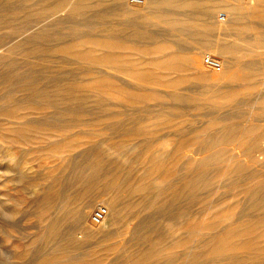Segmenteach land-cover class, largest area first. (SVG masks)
Returning a JSON list of instances; mask_svg holds the SVG:
<instances>
[{"label":"rangeland","instance_id":"obj_1","mask_svg":"<svg viewBox=\"0 0 264 264\" xmlns=\"http://www.w3.org/2000/svg\"><path fill=\"white\" fill-rule=\"evenodd\" d=\"M18 1L17 5L23 7V10L16 14L19 19L15 24L9 22L5 29L11 31L18 27L21 30L17 33L11 32L7 41L5 39L2 44L7 47V44L11 43L10 40L20 41L24 49H20V54L14 57L6 56L7 59L4 57L0 60V264H30L37 257L39 248L54 250L52 245L56 241H48L46 237V240L38 239L42 231H47L50 227V222L62 203V197H59V200H50L48 195L51 191L52 194L60 192L63 180L71 181L77 166L83 162H89L91 168L99 169L114 161L118 167V172L113 175L115 186L111 195L94 197L86 219L91 230L117 232L125 229L131 220L128 218V222H125L120 218L123 214L126 215L128 210L130 214H137V209L131 204L135 199L137 204H133L141 211L140 213L137 210L139 216L150 217V230H158L153 233L151 231V234L147 232L148 236L146 233L141 234L146 236L145 238L150 237V240L152 238L153 243L149 241L148 244L154 245L155 249L162 248L163 252L174 251L181 256L186 255L185 250L177 247L176 243L182 237V231L174 229V221L166 218L169 215L162 211V201L158 195L162 190L171 187L170 183L175 177L185 172L182 162L184 157L173 153L175 140L183 138L189 144L186 152L194 155L193 160L197 158L193 172L198 173L199 170L195 167L199 158L211 155L220 148L214 146L218 131L210 126L212 117L231 116L240 126L253 123L264 125V15L259 14L264 13V0H199L202 4L213 6V19L222 28L221 34L214 32L213 36L211 35L212 44L209 47L203 44L202 54H198L200 71L207 74L225 73L224 66L222 71L217 72L203 64V57L212 55L224 65V57L213 47L219 42L234 43L235 46L224 55L234 59L236 71L250 70L240 71L243 75L250 73L247 80L235 81L226 75L219 85L211 87L200 83L194 68L183 63L186 56H195L192 52L194 44L200 45L188 36L179 41L178 38H172L174 42L176 40L175 44L178 43L177 46L169 43L144 45L120 37L124 34L122 27L129 20L151 10L148 0H127L126 11L121 6V0H79L80 9L71 15L72 19L68 18L67 13H49L42 18L34 11L43 5L51 6L55 0ZM161 1L166 0H155L158 4H162ZM156 7L157 4L154 8ZM163 8L172 9L165 6ZM191 12L192 10L185 7L176 9L173 14L183 18ZM233 13L236 15L233 16ZM223 14L224 20L221 19ZM231 17L232 21L233 18L240 19L237 20L240 21L239 25L233 22L230 25L231 31L238 25L239 30L236 28L237 30L232 32L238 33L236 36L225 35L228 31L226 27H229L227 22ZM57 20L64 22L57 26L54 24ZM71 20L76 24L74 28ZM200 22L205 34V18L198 21ZM233 25L235 26L232 27ZM41 26L45 30L44 33L48 34L45 38L34 36L42 31ZM151 29L158 33L165 31L162 25H155ZM107 30L119 35L118 38L106 35ZM56 31L66 34L68 40L64 39L65 43H60L59 39L55 38ZM73 31L78 33L74 38L70 35ZM255 34H259L261 38L256 36L257 39ZM5 46L1 47V53ZM166 54L175 57L174 64L155 68L148 63L151 58L163 57ZM147 70L152 71L150 75L158 79L159 84L144 83ZM37 87H41V93ZM218 89H224L234 95L230 98L212 97ZM176 94L182 96L185 102L175 101ZM25 96L31 99H20ZM229 101L232 103L224 105ZM212 102H217L221 105L220 108L214 107ZM161 114L166 117L158 118ZM146 115L151 117V121L140 123L138 116L142 118ZM212 141L213 143H210ZM207 142L209 146L206 150L203 149L202 154L194 153L195 147ZM161 152L164 162L159 165ZM210 166L219 168L210 170L212 183L209 187L199 188L198 197L203 199L194 203L192 208L196 212L192 221L198 222V226L202 219L220 212L233 211L238 200L244 203L243 208L247 205L249 207L250 201L243 189L255 182L248 181L249 179L245 182L244 178V181L235 183V176L224 177L222 172L225 162L220 158H212ZM261 169L264 173V168ZM131 173L141 175V184L146 188L145 191L126 186L124 188L123 184L131 177ZM76 188L77 185H72L70 193L73 194ZM171 191H167V194ZM115 193L123 197L122 199L117 195V198H120L118 203L120 208H125H122V211H127L118 214V217L121 215L117 218V224L120 226L117 228V224H111L112 216L107 217L105 226L103 223L93 224L91 214L96 204L104 203L105 198ZM262 195L263 193H260L258 197L261 199ZM75 203L73 206L77 205ZM124 203L127 205L124 206ZM182 204H186L185 198L177 199L174 206L180 208ZM262 204L264 205V200ZM128 205L134 212H131ZM260 209L253 210V214L263 212L262 208ZM125 215L124 220L127 216ZM176 216L179 217V212H176ZM135 221L131 222L136 224L137 220ZM225 226V222H222L221 227L217 228ZM211 233L210 235H213ZM199 234L195 232L190 235V244L194 243ZM133 236L131 237L130 233L122 237L119 235L109 243L120 245L121 242L125 243V238L132 243L136 238ZM63 237L64 233L58 238ZM94 240H80L83 247L91 244L90 247H82L76 252L72 250V255L80 257L83 256L82 253L92 251L91 249L95 248ZM97 249L100 247L95 248ZM108 254L111 256L107 261L117 257L110 252ZM224 262L208 260L194 264Z\"/></svg>","mask_w":264,"mask_h":264},{"label":"bare ground","instance_id":"obj_2","mask_svg":"<svg viewBox=\"0 0 264 264\" xmlns=\"http://www.w3.org/2000/svg\"><path fill=\"white\" fill-rule=\"evenodd\" d=\"M17 1L18 0H0V49L1 47L6 45V44H2V42L5 39L7 41L9 35H11V32L17 33L18 31L21 30L18 27L17 29H13V30L11 29V31L5 29L8 27L7 24H9V22H13L14 24L15 22H17L19 17L16 14L19 13L18 11L23 10L22 6L17 5L19 3V1L18 2ZM127 3H128L127 0H121V4H122L121 6L124 11L127 10L125 7ZM155 4H157L156 8H154ZM162 4L161 3L158 4L157 2H155V0H148V5L149 7H151V10L143 14L137 15L135 18L129 20V22L122 27L124 30V34H122V36L120 35V37L123 38L124 40L134 41L136 43H140L144 45L153 44V43H160V44L169 43L177 46L178 43L175 44L176 40L174 42V39L172 38L175 39L178 38L177 41H179V39L188 36L190 39H193L194 41L200 43V45L197 46L196 44H194V46L192 47V52H194L195 56L191 58H188L186 56L183 63L188 67L194 68L195 72L198 73L199 76L198 80L200 81V83L208 84L207 86L209 87L214 85L217 86L221 83L222 80H224L226 75H229V79L235 81H240V80L243 81L250 78L249 75L250 73L247 72L244 73L243 75L241 74L242 72H240L242 70L246 72L248 69H246V71L245 69H240L239 71L238 70L236 71V69L234 68L236 64L234 59H232L231 57H226L224 55L227 52V50L235 46L234 43L231 42H224V43L219 42L215 46L212 45L221 54V56L224 57L223 59L224 65L222 66H224L225 68V73L207 74L200 71L198 54L199 55L202 54L203 44L209 47L212 44L210 39L211 35L213 36L214 32L215 34L222 33V28L219 27L213 19V16L215 14V10L213 6L211 7L209 5L202 4L199 0H188V1L184 0L182 2L178 0H166L162 2ZM164 6L172 9L165 10V8H163ZM185 7L188 8L189 10H192V12L189 13V15H186V17L184 16L183 18H181L173 14L176 9L185 8ZM258 7L260 8L259 5ZM79 9H80L79 0H55L51 6L43 5L38 10H34V11H37L38 13L36 12V14H38L42 18L47 16L49 13H52L54 15L67 13L68 18L70 19L72 17L71 15H73L75 11ZM34 11H31V13L35 14L33 13ZM24 12L26 11L24 10ZM259 14H261L260 16L264 15V13L263 14L259 13ZM259 14H258V18H259ZM235 15L236 14H234L233 16ZM203 18H205V22H206L205 34L202 31L203 27L201 22L198 23V21L203 20ZM237 20L240 19L233 18V21H232V17L231 19H229V21L227 22L229 23V27H226V31L227 30L228 31L227 33H225V35H229V36L238 35V33L236 32L232 33L234 29L235 30L238 29L237 26L239 25L240 21ZM71 21L74 28L75 22L73 20ZM61 22H64V20H57L54 24L57 25ZM232 22L238 25H236L237 29L234 28L231 31L230 25L232 24ZM262 22L264 23V21ZM155 25L164 26L165 31L162 33L155 32L154 30L151 29ZM71 26L69 28L73 30ZM234 26L235 25H233L232 27ZM257 26H259L258 23ZM257 26H255V28ZM41 30H42L41 32L35 34L34 36L37 35L38 37H42V36L44 38L47 37L48 34L46 35L44 33L45 30L43 29L42 26H41ZM110 31L111 30L109 31L107 30L106 35L114 36L115 38H118L119 35ZM55 34H56L55 38L59 39L60 43H65L64 39L68 40L65 37L66 34H62V32L60 31H56ZM77 34H78L77 32L73 31V33H71L70 35H72L74 38ZM256 36L257 34H255V37ZM259 36L260 35L258 34L257 37L260 39L261 37ZM10 41L11 43L7 44V47L5 46L6 48H4L3 52L2 53L0 52L1 54L0 60L4 57L6 58V56L14 57V55L20 54V51H22L20 49L23 48L21 47L23 43H21L20 41H13V42L12 40ZM174 58L175 57L173 56L170 57V54H166L163 55V57L151 58L152 60H150V62L148 63L154 65L155 68H163L164 66L170 65L171 63L174 64L175 62ZM102 70L106 71L105 69ZM248 71L250 72V70ZM151 72H152L151 70H147V73H145L146 77L144 83L146 85L159 84L157 82L158 79L150 75ZM128 87L130 86L128 85ZM40 89L41 87L38 88V92H40ZM215 91L216 94L212 97L225 96L230 98L234 95L228 91H225L224 89H218ZM40 93L38 94L41 95ZM155 94L160 96V94L157 93ZM26 97L27 96L20 99L24 100ZM27 99H31V98L27 97ZM174 99L175 101L179 100V102L180 101L182 102L184 98L176 94L174 95ZM183 102H185V100ZM231 103L232 102L229 101L224 105H228ZM212 105L217 108H220L221 106L217 102H212ZM224 105H222V107ZM138 117H139L138 121H140V123L142 124H144V122L147 123V121L148 122L151 121L150 120L151 117L148 115L142 118H140V116ZM162 117L164 118L166 116L161 114V117L158 118H162ZM210 126L211 128L218 131V139L217 141L214 142L215 143L214 146L216 147L219 146L220 147L219 150L217 149L218 151H214L211 155H206L199 158L198 160L199 163H197L198 165L195 167L199 170V172L194 173L193 169H194V165H196L197 161L195 162V160L197 158L193 160L192 157L194 155L186 152V149L188 148L189 144L186 143V140H184L183 138H180L179 140H175L176 144L174 145L175 147L173 153L176 155L180 154L184 157L182 158V162H184L185 172L182 175L178 173L179 176L176 174V176L178 177H175L172 183H170L171 187L169 186L167 190L165 189L166 191L162 190V192H160L158 195V198L160 197L159 199L162 201L161 204L162 211L166 212L167 215H169L166 218L172 222L174 221V226H175L174 229L176 228L177 230L182 231L181 232L182 237H180L176 241V243H177V247H181V249L185 250L186 255L181 256L175 253L174 251L163 252L162 248L155 249L153 248L154 245L151 244L149 245L148 242L149 241L151 242L152 238L150 240V237L145 238L146 236L143 237L142 235L146 233L148 236L147 232L150 233L152 231L149 228L151 227L149 225L151 224V222L148 220V218L150 217L145 218L142 214L141 215L143 217L139 216L140 214H138L137 212L138 208H136L137 205L133 204V202H135V199L134 200L131 199L133 200V202L131 201L130 202L132 206L135 207V210L137 209L136 210L137 214H135V212L132 210L133 208L130 209L131 206L129 205L128 208L131 210V212L134 213L130 214V211L128 210L127 207L126 208L129 214L127 213V211L125 212L124 211L125 208L123 206L120 208L121 205H119L120 203H118L120 198L123 199V197H120L118 193H115L113 196H110L109 198L107 199L105 198L103 200L104 204L108 209L107 217L112 216L111 224L114 226L119 222L117 218H119L121 215L118 217V214L119 212H123V211H124L123 213H127L128 215L126 214L127 215L126 216L125 214H123V216L124 215L126 216L125 217L126 219L124 220L123 216L120 219H123V221L125 222H128L129 219L131 221L137 220V223L134 224V222L129 221L130 224L128 223L125 229L118 230L117 232L115 230H114L115 232L113 231L109 232L108 230L105 231L91 230L90 227L88 226L89 224L87 225L86 219L91 210L94 197L104 194L111 195L112 189L115 186V180L113 175L114 173L118 172L116 171L118 167L114 161L105 164L104 166L107 165L105 168H99V169L91 168L89 162L87 163L83 162L79 165V167L77 166L76 168L77 170L74 171L75 173H73L74 176L71 181L63 180V183L61 184L60 187V192L56 194H52L53 192L51 191L49 195L47 194L48 196H50V200H57V199L59 200V197H62V203L60 204V207L56 212L55 217L50 222L51 223L50 227H48L47 231H42V233L38 236V239H43L46 237L48 241L53 240V242L54 241L56 242H54L53 245L51 244L54 248L53 251H49L45 247L41 249L39 248L37 252V257L35 258L34 261L30 262V264H96L103 262H105V264H110L111 262H112L111 264H177L178 261L180 262V264H194L208 260L211 262H217L221 260L222 262L225 261L226 264H264V205L263 204L261 205V202L264 200V173L262 172L261 169L264 168V125L253 123L252 125L240 126L238 122L235 121V119L231 116L230 117L215 116V118L212 117V120L210 121ZM203 143H200L198 147H195V151H194L195 154H202L203 149L206 150V147L209 146L208 142L205 145H203ZM210 143H213V141ZM159 155H160L159 165H162L164 162L162 152ZM212 158H220L225 162V169L224 172H222V175L224 177L229 178V176L231 175L235 176L236 177V179L234 180L235 183H240L241 181H244L243 180L244 178H245V182H248L250 180L251 182L255 180V182L248 185L245 189H243V193L247 198H249L248 199L250 201L249 207L248 205L247 207H245L246 206L245 203L244 206L245 208H243L242 206L244 205V203H242L241 200H238L236 202L237 204L234 207L235 209L233 211L224 212V213L220 212L211 217L210 216L207 217V219L205 220L202 219L201 221L202 226L200 224L199 226H201V228H199V226L197 225L199 223L192 221V218L196 214V212L192 208L194 207L193 206L194 203L203 199V197L202 198L198 197L199 195L197 194V191L199 190V188L205 186L209 187L210 184L212 183L209 177L210 170H216L219 168V167L210 166ZM130 176L131 177L128 178V180L125 181V183L123 184L124 188L126 186V188L132 187L135 190L145 191L144 189L146 188H144V186L141 184L142 183L141 175L131 173ZM247 179L249 180L247 181ZM74 184L77 185V188L72 194L70 193L69 189ZM124 188L122 187V190ZM170 190L172 191L169 192V194H167V191ZM260 193H263L261 199L258 197ZM117 195L120 198H117ZM181 198L186 199V204L184 205L182 204L183 206L181 207L179 206L180 208H176L174 206V203L177 201V199H181ZM122 201L120 202L123 205ZM74 202H76L77 205L73 206ZM127 202L129 201L127 200ZM135 203L137 204V202ZM126 205L127 204L124 203V206ZM122 208H124L123 211ZM260 208H262L263 212L258 213V215H255V213L253 214V210L256 211ZM139 212L141 213V211ZM176 212H179V217L176 216ZM107 217L102 224L103 226L106 225ZM177 220L180 221L178 224H175ZM216 222L219 223L217 224ZM222 222H225L226 224L224 228H220ZM122 224L123 222L121 223V225ZM119 226L120 225L117 224V228ZM217 226L220 227L217 228ZM215 230L217 231L215 232ZM155 231L158 232V230L156 229L151 233ZM195 232H198L200 234L198 235L197 238L195 237L196 238L195 240L193 239L194 243L190 244L189 237L192 233ZM63 233L65 234V237L59 239L58 237ZM127 233H130L131 237L135 235L136 237L134 238V240L136 239L135 242L133 240L131 243V241H129L128 238L127 239L125 238V243L122 244L121 242L120 245H113L109 243L111 240L113 241V239L116 236L120 235V237H122L124 234ZM210 233L213 235H210ZM139 235H141L142 237L140 238ZM89 238L93 240L97 239V241L94 240L95 243L93 245L95 246V248L100 247V249L95 250V248H92L91 249L92 251H89L87 253L84 252L82 253L83 256L81 255L80 257H77L79 255L77 256L72 255L73 254L71 253L72 250H75L73 252H76L77 249L80 250L82 249L83 244L82 242L79 241L80 240L86 241ZM130 240H132V238ZM151 243H153V241ZM89 245L84 247L85 248L90 247ZM196 248L197 250H195ZM109 252L117 256L115 260L107 261V259L111 256L108 254Z\"/></svg>","mask_w":264,"mask_h":264},{"label":"built area","instance_id":"obj_3","mask_svg":"<svg viewBox=\"0 0 264 264\" xmlns=\"http://www.w3.org/2000/svg\"><path fill=\"white\" fill-rule=\"evenodd\" d=\"M221 19H225V15L223 14ZM203 64L214 70L217 72L222 71V63L220 62V60L216 59L214 56L212 55H206L205 57H203ZM108 214V209L106 207V205L103 202H98L91 214V221L93 224L99 225L102 224Z\"/></svg>","mask_w":264,"mask_h":264}]
</instances>
